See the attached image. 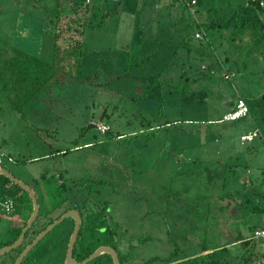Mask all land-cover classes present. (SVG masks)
<instances>
[{"label":"rangeland","instance_id":"rangeland-1","mask_svg":"<svg viewBox=\"0 0 264 264\" xmlns=\"http://www.w3.org/2000/svg\"><path fill=\"white\" fill-rule=\"evenodd\" d=\"M86 1L0 0V46L6 54L17 48L48 58L55 44L61 51L79 43L83 52L80 79L75 70L65 75L70 81L50 84L21 112L4 102L0 165L33 188L37 221L50 212L55 219L62 207L54 211L53 205L61 197H66L65 206L87 201L81 194L86 187L97 191L98 197L89 199L114 207L111 213L128 256L122 264L201 254L204 241L215 244L212 219L207 220L212 210L221 215L218 244L224 247L214 256L236 261L242 253L249 255L237 239L235 216L242 208L257 206L242 197L248 189L242 176L254 177L250 189L257 193L264 178V52L256 49L249 59L234 48L227 51L229 62L224 61L227 46L219 42L226 43L221 33L229 30L217 28L209 42L205 29L193 22L223 25L236 9L244 11L246 0H202L190 7L183 0H93L91 7ZM192 91L203 92L204 98L185 100ZM238 97L248 104L249 114L222 121ZM99 124L110 131L101 133ZM250 129L260 137L242 141L240 135ZM232 167L240 177L234 182ZM61 182L63 196L56 187ZM74 191L78 193L72 197ZM201 194L207 198L202 200ZM213 201L225 209L211 206ZM15 213L0 209V244L16 234L8 233ZM69 230L66 218L22 264L42 259L46 245L54 247L51 260L62 257ZM249 235L254 262L264 264V240ZM14 251L0 257H13ZM184 259L174 264H192Z\"/></svg>","mask_w":264,"mask_h":264},{"label":"trees","instance_id":"trees-1","mask_svg":"<svg viewBox=\"0 0 264 264\" xmlns=\"http://www.w3.org/2000/svg\"><path fill=\"white\" fill-rule=\"evenodd\" d=\"M199 1L202 0H198V2ZM183 2L186 5V2ZM85 5H88V7L93 6V0L88 1ZM198 5L200 4L198 3ZM197 12L199 13L200 9ZM242 12L236 9L232 14V17L234 18L230 20V22H234L230 38V40L234 42V44L231 42L232 45H234L235 48L240 47L241 49H245L246 46H248V49L252 51L257 49V51L261 50L264 52V23L262 21V16L264 15V0H246L245 8ZM196 21H193L196 25V28L202 30L207 29L208 26L214 27L215 25L212 23L205 27L203 23ZM244 38L248 40L247 43L241 44L239 46V42H242ZM80 48L81 44L79 43L70 46L68 45L60 51V47L55 44L50 56L48 58H43L42 56L28 54L25 51L19 50L17 48H12V54L8 55L6 54L4 47L0 46V110L2 109L4 102L8 100V102L10 101L9 106L13 110L21 112L22 108L33 98H35L37 93L45 90L46 87L48 88L50 84L53 83L55 85L65 81H70V76L68 77V80H65V75L72 74L74 70L76 72V76L78 77L77 79H80L79 75L81 74V63L83 57V52L80 51ZM224 50H226L225 47ZM225 52L226 55L224 57V61L229 62V53L227 51ZM252 54L254 53H251V55ZM59 74L62 75L60 76L61 78L59 77ZM73 81L78 82L74 79ZM193 81L194 80L188 81L185 86L189 87ZM196 97L203 99V92L192 91L188 93V96L183 98L187 101H193ZM169 124L170 121H167L162 125ZM109 131L110 130L107 129L105 133H108ZM60 151L62 150H58L57 152ZM50 153L52 154V152ZM44 156H46V154ZM41 177L44 179L45 175H42ZM0 179V195L8 196L13 199L14 210L23 211L26 213V215H29L31 212V208L29 206L30 200L27 199L25 191L15 183H11V181L3 175H0ZM62 187H64V185ZM257 190L261 192L264 191V178L257 185ZM254 193L257 194L256 192ZM255 211L256 212L254 215L257 219L253 220V225L248 228L247 235L239 234L237 236L238 240L242 239L243 245L246 247V250L249 251V255L242 253L236 261L231 260L232 257L227 259L223 256H217L216 258L214 256V252H222L223 250L221 249L224 248L223 245L219 244L210 247L209 244H207L208 242L204 241L200 250L201 254L190 257L187 259V261L192 264H256L252 255L254 252L249 249L250 247L247 248V246L251 243L250 238H247V236H250L249 233L255 228L254 224H256L258 220V223L261 222V224L264 221V198H259ZM261 216L263 219L260 221L259 218ZM21 228L22 226L15 229L16 234L12 240L18 236ZM12 240L4 244H0V247L8 244ZM259 240L263 241L264 239ZM257 245L260 244H256V246ZM210 249L213 250L207 252V250ZM12 251H14V249ZM15 251L17 253L13 257L11 255H5L8 257L7 261H5L10 262L9 264H13L15 257L20 251V248L15 249Z\"/></svg>","mask_w":264,"mask_h":264},{"label":"flooded vegetation","instance_id":"flooded-vegetation-1","mask_svg":"<svg viewBox=\"0 0 264 264\" xmlns=\"http://www.w3.org/2000/svg\"><path fill=\"white\" fill-rule=\"evenodd\" d=\"M63 185H64L63 182H61L59 185H56V187L58 189V193L60 196H63L64 192H65V190H64L65 186L62 187ZM85 189H86V191L84 190V193H81V194L85 195V197L88 198L87 201L83 200L81 202H76L73 204H69V202H67L64 206V203H62V202L66 200V197H61L59 199V202L57 204L53 205L54 211H57V210H59L60 207H62V208H60L61 209L60 214L55 219L59 218L63 213L69 211L70 209L77 210L78 214L80 216L79 229L77 231L75 242H74V245L72 248V257L77 262H81V261L85 260L92 252H94L99 247L108 246V247L113 249V251L116 253V255L118 257L120 264H122L123 258L124 257L127 258L128 256H127L126 250H122V248L124 246L123 245L124 237H123L121 230L119 228V222L116 219V216H114L113 213H111V210L114 207L112 205H108V204L105 205V201H102V200H99L96 202V199H95V201L89 199L90 195H93V194H94L93 196L98 197L97 191L90 192V190L87 187ZM75 191H74L72 197H75V195H77L78 191H77V193H75ZM31 211H32V208H31ZM30 214H31V212L29 213V215L27 216V218L25 219V221L21 225L22 227L26 223ZM39 214L40 213L38 212L36 219L32 223L31 227L25 233V237H24L22 243L16 248V249L20 248L19 253L23 250V248L27 244H29L32 241V239L40 231H42L48 224H50L52 221L55 220L54 218L50 219V214H51V212H50V213H46V214L42 213L41 220L37 221ZM67 218L71 222V230H69V232L67 233L66 247H65V251H64L62 257L56 256L55 259L51 260L50 254H51V251L52 252L54 251V249H53L54 247L46 245V248L42 250L41 255H40V258H42V259H39L37 261L31 260L25 264H51V263L52 264H65V257H66V253H67L69 238H70V236L74 230V227H75V220L72 217H67ZM65 220H66V218L64 220H62L60 223H63ZM61 236H62V234H60L59 237H61ZM42 239H40L36 243V245ZM60 239H62V237ZM14 240L9 242L8 244L12 243ZM24 242H25V244H24ZM8 244H5V245H8ZM5 245H3V246H5ZM36 245H34L32 248H34ZM19 253L17 254V256L19 255ZM176 254L175 255L178 256L177 252H176ZM170 256H171V254L170 255L168 254L166 257L152 258L150 260L148 257V259H147L148 261L146 262V264H174L177 261L184 259V258L181 259L179 257V258H174L171 260ZM16 257H15V259H16ZM7 258H8L7 256L0 257V264H7V262H6ZM187 259L185 258L184 260L187 261ZM86 264H114V262H113L112 256L109 253H107L105 251H101L98 254V256H96L93 260L87 262Z\"/></svg>","mask_w":264,"mask_h":264},{"label":"crops","instance_id":"crops-1","mask_svg":"<svg viewBox=\"0 0 264 264\" xmlns=\"http://www.w3.org/2000/svg\"><path fill=\"white\" fill-rule=\"evenodd\" d=\"M198 22H201L199 19H196ZM195 20V21H196ZM196 21V22H197ZM202 22H204V21H202ZM233 24H234V22H230V21H228V22H224V24L223 25H215L214 27L213 26H211L209 29H207V32H206V29H205V31H203V33H204V35H206V33H207V40H209V42H210V39H211V35H215L216 34V30H217V28L219 29V30H222V31H227V30H229V31H227L228 33H226V32H222L221 34H222V37L223 36H225V37H223V38H226L227 40H226V43H225V45L227 46V49L226 50H224V51H230L229 53H233V49L235 48L234 47V45H232V43L234 44V42H232L231 40H230V38H231V32H232V28H233ZM183 27H185L184 26V23H183ZM216 31V32H215ZM196 33H199L198 31H196ZM195 33V34H196ZM227 34H228V36H229V39L227 38ZM210 37V38H209ZM165 39V38H164ZM166 39H168L167 37H166ZM165 39V40H166ZM244 39H246V38H244ZM167 42H169V41H167ZM221 42V43H220ZM219 42V46H221V47H224V43L222 42V41H220ZM232 42V43H231ZM240 43V45L241 44H243V43H241V42H239ZM245 44V43H244ZM229 46V47H228ZM236 49L237 50H241V52H243V51H245V53L247 54V56H245V54H241L244 58H249L250 59V57H251V52H252V50H250V49H240V47H236ZM254 54H252V57L253 56H255V52H253ZM258 53V52H257ZM262 56H264V54L262 55ZM254 58V57H253ZM256 58V57H255ZM242 98V97H241ZM234 104H235V101L232 103V104H230V106H229V109H231L233 106H234ZM250 130H253V129H250ZM250 130H248V131H250ZM248 131H246V132H248ZM246 132H243V133H246ZM242 133V134H243ZM0 157H1V154H0ZM245 167H246V170L248 171L249 170V166L245 163V165H244ZM232 169V172H230V173H232L233 174V182L234 181H237V180H239L240 179V177H238L239 175H237L238 173H237V171H236V169L235 168H231ZM249 172H250V170H249ZM236 173V175H234ZM241 183L245 186H247V188L248 189H246L247 191H244V192H242L241 193V195H242V197H244V198H246L247 199V201H249V200H253V202H254V204H256V203H258V201H259V198L260 197H262V198H264V195L262 196L261 194H258V193H263L264 194V191H258V193L257 194H255L254 193V191H252V189H250V186H254V177H252L251 175H243L242 176V181H241ZM204 195V196H203ZM201 194V197H202V200H204V199H206L207 197H206V195L205 194ZM215 201H213L212 203H210V205L211 204H213ZM217 202V201H216ZM215 204V203H214ZM216 206H217V208H218V210L220 209L221 211H223V209H225L222 205H219V207H218V204L216 203L215 204ZM212 206V205H211ZM210 206V207H211ZM249 207H250V205H249ZM216 208V209H217ZM255 209H256V207L254 208V209H249L248 207H246V208H242V210L241 211H239L238 212V214H236V220H238V226H239V232H237V234L239 235V234H242V235H246V233L248 232V228L250 227V226H252L253 225V220L255 219H257L256 217H255V215H254V213L256 212L255 211ZM15 212H18V213H15L14 214V216L12 217V219L10 220L11 222H10V227H9V232L8 233H13L14 231H15V229H17L18 227H21V225L23 224V222H24V220H23V217H24V215L26 214L25 212H23V211H17V210H14ZM221 215H219V213H217V212H215V211H213L212 210V212H211V214L209 215V218L207 219V220H210V218L212 219L210 222H211V224L209 225L210 226V228L212 229V230H214L215 229V231L213 232V234H215L214 235V240H215V244H214V246H216V245H219L218 244V241H219V235L221 234L222 235V232L220 231V229H218V225L220 224V217ZM260 221L263 219V217L261 216L260 218ZM259 221V220H258ZM258 221L256 222V224H254L255 225V227L256 226H258V225H260L261 224V222H259L258 223ZM240 228H242V229H240ZM237 235V236H238ZM217 239V240H216ZM216 249H218V248H216ZM210 250H213V249H210ZM7 264H9V262H7Z\"/></svg>","mask_w":264,"mask_h":264},{"label":"water","instance_id":"water-1","mask_svg":"<svg viewBox=\"0 0 264 264\" xmlns=\"http://www.w3.org/2000/svg\"><path fill=\"white\" fill-rule=\"evenodd\" d=\"M0 175L5 176L11 182L15 183L16 185L21 187L23 190H25L28 193V195L31 199V203H32L31 214H30L29 218L27 219L26 223L24 224V226L22 227L18 237L12 243L0 247V256H1L7 252L12 251L13 249H16L22 243V241L25 237V233L31 227L32 223L34 222V220L36 219V217L38 215L39 204L37 203V199H36L33 188L30 187L28 184L24 183L21 179H19L15 175H13L8 170L4 169L1 165H0ZM67 217H72L75 220V227H74V230H73V232L69 238L67 253H66V257H65V264H86L87 262L93 260L96 256H98V254L101 251H105V252L109 253L113 258L114 264H120L116 253L113 251L112 248H110L108 246L99 247L94 252H92L85 260H83L81 262H77L72 257V248H73V245L75 242L76 234H77V231L79 229V223H80V216L78 214V211L75 209H70L69 211L63 213L59 218L52 221L42 231H40L32 239V241L23 248V250L19 253V255L14 260L13 264H21L24 257L28 254V252L32 249V247L34 245H36V243L40 239H42L50 230H52L57 224H59L62 220H64Z\"/></svg>","mask_w":264,"mask_h":264},{"label":"built area","instance_id":"built-area-1","mask_svg":"<svg viewBox=\"0 0 264 264\" xmlns=\"http://www.w3.org/2000/svg\"><path fill=\"white\" fill-rule=\"evenodd\" d=\"M88 1L90 0H87L86 2ZM183 1H185L186 5H188L189 7L195 4L196 2H198V0H189V1L183 0ZM262 21L264 23V15L262 16ZM196 36H199V34L196 33ZM229 77L230 74L225 73L224 78L228 79ZM248 113H249V107L246 101L243 98L238 97L235 101L234 106L222 115V121H226V122L236 121L238 119L246 117ZM107 129L108 128L104 124L97 125V130H99L101 133H104ZM258 137H260V133L257 129L250 130L240 135L241 140L245 142L252 141ZM0 184H1V179H0ZM0 209L6 213L14 211L13 199L8 196L0 195ZM251 238L264 239V221L262 224L256 226L252 230Z\"/></svg>","mask_w":264,"mask_h":264}]
</instances>
